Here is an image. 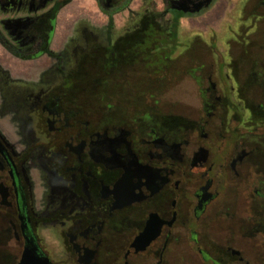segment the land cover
Returning <instances> with one entry per match:
<instances>
[{
	"label": "flooded vegetation",
	"instance_id": "af4514ba",
	"mask_svg": "<svg viewBox=\"0 0 264 264\" xmlns=\"http://www.w3.org/2000/svg\"><path fill=\"white\" fill-rule=\"evenodd\" d=\"M75 1L0 0V264H264V0H240L222 44L195 37L187 55L222 60L187 71L171 52L205 0L65 19ZM195 71L192 103L141 87Z\"/></svg>",
	"mask_w": 264,
	"mask_h": 264
},
{
	"label": "rangeland",
	"instance_id": "374dc122",
	"mask_svg": "<svg viewBox=\"0 0 264 264\" xmlns=\"http://www.w3.org/2000/svg\"><path fill=\"white\" fill-rule=\"evenodd\" d=\"M207 0L201 2L204 3ZM157 6L162 7V3L160 0H156ZM209 3V6L203 7V11L194 13L196 16L186 18L181 22V38L178 42V47L174 58L179 63V66L182 70L187 71L188 67L191 66L197 67L200 63L205 64H213L222 59H215L214 54L210 52H205L202 50L194 49L191 53L187 55V52L192 46L193 43L196 42L197 36L200 37L201 40L209 43L210 39H213L215 36H218L219 43L222 44V23H233L232 18L238 17L239 8H240V0H215L212 4ZM135 7L138 6V2L134 4ZM81 8L91 9L94 7L91 5L90 0H77L74 3L73 7H68L67 13L65 15V19H69L70 15L75 13L77 10ZM203 12V13H202ZM200 14V15H198ZM64 24V25H63ZM68 22H64L61 20L60 27L57 32V36L54 42L52 52H57L59 50V46H61L65 40L64 36L67 33ZM63 25V26H62ZM196 37V38H195ZM212 41V40H211ZM219 44L218 54H222V45ZM0 50L4 52L6 56L1 55L0 59H16L12 57L5 49L0 47ZM150 58L147 59L148 65H152L153 69L156 72L160 71V67L165 66L168 67V59H165L164 56L160 53H154ZM158 58V59H156ZM46 60V59H45ZM44 60V61H45ZM3 64L9 68L13 73H17L18 71L27 72L32 69L31 63H23L16 60H11L9 63L3 61ZM164 67V68H165ZM33 70V69H32ZM31 70V71H32ZM207 78V75H205ZM202 76L198 71H195V74L184 75V77H173V75L168 74L166 79H145V84H141V87L147 89L148 91L152 90H160L161 96H159L160 102L169 106L174 103H192L195 100L196 88L198 87H206L207 81L206 79H201ZM142 83L143 80H140Z\"/></svg>",
	"mask_w": 264,
	"mask_h": 264
},
{
	"label": "water",
	"instance_id": "95a60500",
	"mask_svg": "<svg viewBox=\"0 0 264 264\" xmlns=\"http://www.w3.org/2000/svg\"><path fill=\"white\" fill-rule=\"evenodd\" d=\"M211 1L212 0H207L206 2H204V3H200V4H198V5H195V9H193V10H189V9H186V8H184L183 10H184V12H191V13H197V12H200L202 9H203V7L205 6V7H207V6H209V3H211ZM205 4V5H204Z\"/></svg>",
	"mask_w": 264,
	"mask_h": 264
},
{
	"label": "trees",
	"instance_id": "16d2710c",
	"mask_svg": "<svg viewBox=\"0 0 264 264\" xmlns=\"http://www.w3.org/2000/svg\"><path fill=\"white\" fill-rule=\"evenodd\" d=\"M179 24V23H178ZM166 46H165V44L163 45V48H165ZM177 47H178V44H176L174 47H173V52H171L172 54H174V52H175V50L177 49ZM166 48H168V47H166ZM170 53V54H171ZM163 56H164V58H165V54L163 53ZM165 59H167V58H165ZM168 62H170V59H168Z\"/></svg>",
	"mask_w": 264,
	"mask_h": 264
},
{
	"label": "crops",
	"instance_id": "0c3cea01",
	"mask_svg": "<svg viewBox=\"0 0 264 264\" xmlns=\"http://www.w3.org/2000/svg\"><path fill=\"white\" fill-rule=\"evenodd\" d=\"M1 55L6 56L3 51L0 50V57Z\"/></svg>",
	"mask_w": 264,
	"mask_h": 264
}]
</instances>
